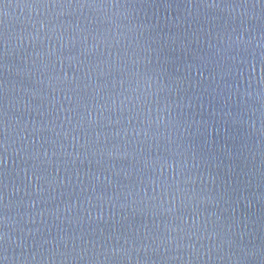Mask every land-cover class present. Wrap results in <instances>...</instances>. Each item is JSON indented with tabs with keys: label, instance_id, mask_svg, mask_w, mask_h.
<instances>
[{
	"label": "water",
	"instance_id": "obj_1",
	"mask_svg": "<svg viewBox=\"0 0 264 264\" xmlns=\"http://www.w3.org/2000/svg\"><path fill=\"white\" fill-rule=\"evenodd\" d=\"M0 264H264V0H0Z\"/></svg>",
	"mask_w": 264,
	"mask_h": 264
},
{
	"label": "snow or ice",
	"instance_id": "obj_2",
	"mask_svg": "<svg viewBox=\"0 0 264 264\" xmlns=\"http://www.w3.org/2000/svg\"><path fill=\"white\" fill-rule=\"evenodd\" d=\"M0 147H3V145H2V144H0Z\"/></svg>",
	"mask_w": 264,
	"mask_h": 264
}]
</instances>
